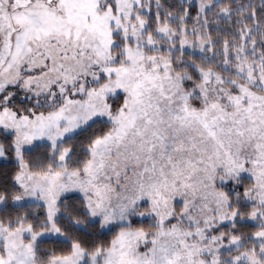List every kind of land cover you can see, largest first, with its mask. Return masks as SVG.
I'll list each match as a JSON object with an SVG mask.
<instances>
[{"label":"snow or ice","instance_id":"snow-or-ice-1","mask_svg":"<svg viewBox=\"0 0 264 264\" xmlns=\"http://www.w3.org/2000/svg\"><path fill=\"white\" fill-rule=\"evenodd\" d=\"M0 264H264V0H0Z\"/></svg>","mask_w":264,"mask_h":264}]
</instances>
